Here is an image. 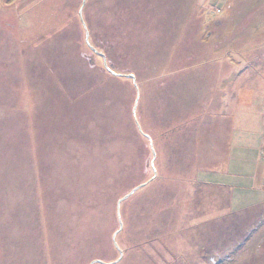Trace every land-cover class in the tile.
Instances as JSON below:
<instances>
[{
	"label": "rangeland",
	"instance_id": "rangeland-1",
	"mask_svg": "<svg viewBox=\"0 0 264 264\" xmlns=\"http://www.w3.org/2000/svg\"><path fill=\"white\" fill-rule=\"evenodd\" d=\"M4 1L0 264H264V0H28L19 28L17 0ZM74 11L83 23H67ZM224 118L249 168L234 162L227 177L199 162L168 180L170 143L195 142L183 153L208 159V125ZM165 181H187L185 204L218 205L181 221L177 244L161 227ZM223 183L246 211L226 207V188L210 193ZM146 205L159 227L131 228Z\"/></svg>",
	"mask_w": 264,
	"mask_h": 264
},
{
	"label": "crops",
	"instance_id": "crops-1",
	"mask_svg": "<svg viewBox=\"0 0 264 264\" xmlns=\"http://www.w3.org/2000/svg\"><path fill=\"white\" fill-rule=\"evenodd\" d=\"M0 1L3 2L4 0H0ZM17 1H19V0H17ZM224 105H226V104H223L221 107H223ZM225 111H226L225 116H227L228 111L224 109L223 112H225ZM218 114H219V112L217 113V115ZM210 115L213 118L214 117L216 118V112L210 111ZM223 115H224V113H223ZM219 116H221V115H219ZM224 120L228 121L229 119L227 120V118H224ZM211 123L212 122H210V125H208L209 126L208 128H210L209 134H207V132L205 133L206 135H209V141H210V142L208 141L209 144L207 145V146H209L208 147L209 148L208 153H207V151H205V158L208 157V159L206 158V159L201 160V157L199 156L200 154H198L199 149L198 150L195 149V151H193V153H192V151H190V152L186 151V153L194 154L195 156L189 155V157H188V155H185L183 153L181 147L193 146V147L197 148V145L195 144V142H194V144H192V142H187V140L183 141L179 138L178 139L175 138V141H173V142L174 143L176 142V143L173 146L171 144L173 142L170 143L169 148L173 147L172 150H170V151L167 150L163 156L164 162L167 164V166L165 168H167V170H168V178H167L168 180L171 178V174H170L171 172H172V175L173 174L176 175L175 177H172V178H176L178 180L181 179L182 174L184 173V170H185V172L190 170L191 173L193 174L195 172V170L197 169L199 162H201L202 164H205L203 167L199 168L200 171H203L206 174H214L215 173L217 175L227 176V177L231 176L232 173H234V170L232 169L234 162H236V163H244L245 162V166L247 168H249V166H248L249 163L254 162V159H252V157H248L249 156L248 154L250 153V150H248V147H245V152L248 156L245 155V158H243L242 156L237 155L235 158V155L237 153H240L239 151L236 150L237 145H238V144L236 145V143L241 144V141L243 139L241 141H239L237 139V141H236V139L233 137L234 136L233 135L234 126H233L231 121L229 124L227 122V123H223V124H219V125H217V122H216V123H214L213 126L211 125ZM202 125H204V124L201 123V126L199 127L200 129L203 128ZM206 135H204V136H206ZM172 139L173 138H169V140H171V141H172ZM202 143H203V140H201V142H200V145H201L200 147H202ZM207 146H205V147L207 148ZM249 147H250L249 149H255V150H259V151L261 149V147L259 145H252ZM201 156L204 157L203 153L201 154ZM257 158L259 160L261 158L260 155ZM242 159H244V160H242ZM175 162H177L178 168L181 166L182 163H184L183 170L178 169L177 171H174V169H172L171 166L173 164H175ZM191 162H194V163L196 162L194 167H192V165H189V164H191ZM249 173H250V171L247 173L245 171V176L249 175ZM248 178L249 177H245V186H246V182H247ZM191 179L192 178H189V180H191ZM239 181L242 183L244 182L243 178H239ZM165 182L168 183L167 184L168 185L167 190L169 192V195H171V197L169 199L170 200L169 203L162 208V211L164 212V214L161 213V217H162V226L161 227L171 228L167 232L168 241L171 242V244H173V243L177 244V242L179 241V238H177V241H174V237L178 234V231L175 228L181 225V223H180L181 221H183L184 226H187V225L191 224L192 221L195 220V218H193V217L198 215V213H199V216L201 214L200 220H202L204 215L208 216L207 215L208 213L202 214L203 211H206V212L216 211V210H218V205L217 206L200 205L199 203L197 204L196 202H188L187 204H185L181 201L182 200L181 198L183 196V199L185 200L186 196H189V191L187 190V186H186L187 181L186 182L183 181V185L181 187H178V189H177V187H173L172 185L169 186V181H165ZM250 182H251V179H250ZM225 184L223 183L224 186H222V187H219L217 185V186H210L209 188L208 187L207 188L209 189V191L211 190L210 193L213 192L216 195L220 194V190H219L220 188L221 189L226 188V190L223 192L229 193L233 198V202L228 204V206H226V207L228 209H231L232 211H234V210L239 211V212L244 211V210L246 211L247 208H249V207H246L247 204L246 205L242 204L244 202L240 203L239 202L240 199H238L237 195H235L233 193V189L229 190V188H231V187H227L229 183H225ZM232 184H235V183H232ZM231 186H233V185H231ZM262 186H264V181H263ZM254 190L257 193V195L261 194V191L259 190V188H256ZM237 204L238 205L240 204V206L237 207ZM259 205L260 204L257 203L254 206L258 207ZM139 207H141V206H138V208ZM233 207H235V208H233ZM227 208L224 207L225 210H228ZM135 211H136V214L133 216V218L130 219L131 228L133 226H135L134 224L136 222L139 224H143V225L150 224L148 228L153 226L152 223H154V225H157V228L159 227L158 223H157L158 220L156 218V213L153 212V210L150 209L149 206L146 205V207L142 208L141 210L135 209ZM154 232H152L151 234H153ZM260 236L262 238H264V236H262V235H260ZM157 240H158V238H157ZM259 244H260V242H259Z\"/></svg>",
	"mask_w": 264,
	"mask_h": 264
},
{
	"label": "trees",
	"instance_id": "trees-1",
	"mask_svg": "<svg viewBox=\"0 0 264 264\" xmlns=\"http://www.w3.org/2000/svg\"><path fill=\"white\" fill-rule=\"evenodd\" d=\"M7 2H9V0H6ZM6 2V3H7ZM4 3H5V1H4ZM26 3H28V0H19V1H16V4L12 7V8H15V13L14 12H12L13 14H12V16H14V18L17 20V25H18V28L20 27V22H21V19H23V17H25L26 19L29 17L28 16V13H29V10H28V5H26ZM82 5V3L80 4V6ZM23 6V7H22ZM9 7H10V4L9 5H7V7H3V8H5V9H9ZM68 17V21H67V23L68 22H71V21H74L75 20V18H77V19H79V22L81 23L82 22V20L80 19V17H79V12L78 11H74V12H72V14L70 15V17L69 16H67ZM81 20V21H80ZM62 23V22H61ZM66 23V25L68 26V24ZM83 23V22H82ZM88 30V29H87ZM58 31H59V29H58ZM61 31H63V28H61L60 29V32ZM86 33V32H85ZM19 38H20V41H21V28H20V31H19ZM50 36H52V37H54V35L52 34V35H50ZM45 39V38H44ZM86 45H87V43H86ZM88 46V45H87ZM89 47V46H88ZM95 49H96V51L98 50V48H96L95 47ZM90 50H91V48H90ZM92 53H93V51H92ZM96 53V52H95ZM94 56L95 57H97V55H95L94 54ZM99 57H101V56H99ZM102 58V57H101ZM102 60H103V58H102ZM101 70L102 71H104L105 72V70H104V63H103V66H102V68H101ZM119 77H124V76H119Z\"/></svg>",
	"mask_w": 264,
	"mask_h": 264
},
{
	"label": "water",
	"instance_id": "water-1",
	"mask_svg": "<svg viewBox=\"0 0 264 264\" xmlns=\"http://www.w3.org/2000/svg\"><path fill=\"white\" fill-rule=\"evenodd\" d=\"M85 2H86V0H84L83 4H85ZM86 42L89 44V34H88V31H87V35H86ZM94 51H95V49H94ZM95 52L97 53V51H95ZM101 56H102L103 59H104V65L107 66V60H106V57L103 56V55H101ZM128 77L131 78L132 80H135L134 76L129 75ZM134 82H135V81H134ZM139 187H140V186H138L137 188H135L130 194L134 193ZM130 194H129V195H130ZM129 195H127L126 197H128ZM121 202H122V200H121V201L119 202V204H118V216H119V217H120V205H121ZM122 227H123V226H122V223H120V229H121ZM115 237H116V236H114V239H115Z\"/></svg>",
	"mask_w": 264,
	"mask_h": 264
},
{
	"label": "flooded vegetation",
	"instance_id": "flooded-vegetation-1",
	"mask_svg": "<svg viewBox=\"0 0 264 264\" xmlns=\"http://www.w3.org/2000/svg\"><path fill=\"white\" fill-rule=\"evenodd\" d=\"M104 70H106V71L108 70V64H107V66L104 65Z\"/></svg>",
	"mask_w": 264,
	"mask_h": 264
}]
</instances>
